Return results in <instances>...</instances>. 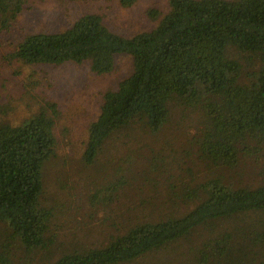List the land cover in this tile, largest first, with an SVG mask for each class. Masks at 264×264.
Masks as SVG:
<instances>
[{"label": "trees", "instance_id": "obj_1", "mask_svg": "<svg viewBox=\"0 0 264 264\" xmlns=\"http://www.w3.org/2000/svg\"><path fill=\"white\" fill-rule=\"evenodd\" d=\"M135 2L118 0L123 8ZM24 5L25 0H0V30L1 23L11 26ZM146 15L155 26L127 38L110 31L99 15L85 14L63 31L26 35L10 58L28 66L87 63L103 76L112 72L116 55L130 56V74L103 94L88 126L85 165L95 164L118 133L139 125L159 131L171 100L200 112L191 143L208 170H234L243 158H262L264 0H170L167 13L148 9ZM47 108L17 126L0 121V264H14V244L26 255L56 249L54 210L42 203L43 167L57 147L58 111L54 104ZM170 201L193 208L136 225L101 247L68 249L54 264H134L167 252L193 232L206 239L191 249L188 264H264V249L256 253L264 247V178L256 187H232L214 175ZM251 216L256 225L249 224Z\"/></svg>", "mask_w": 264, "mask_h": 264}, {"label": "rangeland", "instance_id": "obj_2", "mask_svg": "<svg viewBox=\"0 0 264 264\" xmlns=\"http://www.w3.org/2000/svg\"><path fill=\"white\" fill-rule=\"evenodd\" d=\"M169 1L136 0L123 8L118 0H25L11 26L1 23L0 121L20 125L41 110L49 111L47 104L58 111L53 128L56 153L42 171V203L54 210L51 230L56 249L26 255L14 244V264H54L73 247H101L136 225L185 214L193 204L172 203L174 194L214 175L232 187H256L262 182L264 156L243 158L234 170H208L197 160L191 140L198 137L201 114L180 100L169 102L167 123L159 131L152 133L139 125L118 133L95 164L85 165L88 126L99 114L103 94L130 74V56L116 55L112 72L103 76L92 73L87 63L28 66L10 58L26 35L63 31L85 14H97L110 31L132 37L155 26L146 15L148 9L167 13ZM113 186L117 190L108 193ZM256 223V216H251L249 224ZM236 224L230 223L229 228ZM205 239V233L193 232L167 252L153 253L134 264H188L191 249Z\"/></svg>", "mask_w": 264, "mask_h": 264}]
</instances>
